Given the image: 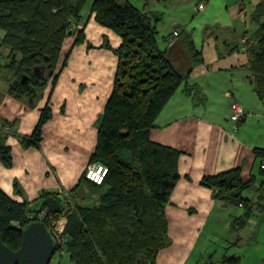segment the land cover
<instances>
[{"label": "crops", "instance_id": "crops-1", "mask_svg": "<svg viewBox=\"0 0 264 264\" xmlns=\"http://www.w3.org/2000/svg\"><path fill=\"white\" fill-rule=\"evenodd\" d=\"M259 9L264 10V0L144 4L143 11L162 18L159 45L186 76L149 134L153 142L181 152V177L166 205L171 244L161 250L157 264H251L255 252L262 254L256 264H264V160L255 153L264 148V97L255 90L242 45L243 37H252L264 22L256 17ZM86 12L81 23L86 41L65 39L55 86L49 82L35 96L10 93L13 73L5 62L8 51L1 48L0 30V123L12 157L10 167L0 161V189L31 209L41 208L43 193L72 191L82 179L97 145L96 121L112 92L118 59L101 46L106 39L117 48L121 38L99 25L90 8ZM175 29L179 36L168 42ZM188 41L202 53V62L194 61ZM234 102L246 113L237 123L230 119ZM47 104L52 116L41 139L24 145L22 138L32 135ZM236 168L245 181L254 179L242 194L248 201L243 206L215 198L203 184L206 177ZM231 256L235 258L228 261Z\"/></svg>", "mask_w": 264, "mask_h": 264}, {"label": "trees", "instance_id": "trees-1", "mask_svg": "<svg viewBox=\"0 0 264 264\" xmlns=\"http://www.w3.org/2000/svg\"><path fill=\"white\" fill-rule=\"evenodd\" d=\"M89 1L90 16L114 31L121 44L114 48L106 40L101 46L112 50L118 59L112 92L96 121L98 139L91 158V163L108 168L106 177L97 184L84 173L69 191V198L88 181L101 193L100 206H69L62 193L45 192L41 208L31 209L28 202L16 201L0 189V237L17 250L22 230L34 222L29 214L47 210L43 222L50 229L65 212L66 242L55 243L54 255L68 252L74 264H157L161 250L171 244L166 205L181 177V152L153 142L149 134L161 110L186 80L159 45L162 18L128 0H0L2 41L11 48L9 91L21 98L35 96L49 82L55 86L65 39L74 36L75 44L86 41L81 23ZM256 17H264V10L259 9ZM250 39L246 45L249 68L255 75V90L263 98L264 22ZM187 48L195 62L203 61L192 41L187 42ZM194 99L198 102V95ZM51 116L47 104L32 135L22 138L24 145L39 142L43 125ZM10 152L0 128V161L7 167L12 165ZM255 153L264 160V148H256ZM203 184L213 190L215 198L240 206L248 202L242 194L253 186L254 179L245 181L241 169L236 168L206 177Z\"/></svg>", "mask_w": 264, "mask_h": 264}, {"label": "water", "instance_id": "water-1", "mask_svg": "<svg viewBox=\"0 0 264 264\" xmlns=\"http://www.w3.org/2000/svg\"><path fill=\"white\" fill-rule=\"evenodd\" d=\"M37 70L36 67L35 73ZM55 251L53 237L42 221L31 222L22 230V242L17 250L7 246L0 237V264H49Z\"/></svg>", "mask_w": 264, "mask_h": 264}, {"label": "built area", "instance_id": "built-area-1", "mask_svg": "<svg viewBox=\"0 0 264 264\" xmlns=\"http://www.w3.org/2000/svg\"><path fill=\"white\" fill-rule=\"evenodd\" d=\"M205 6V2H201L199 4V9H203ZM179 36V31L176 30L174 31L173 36L170 38L169 42H173L177 37ZM250 37L245 36L242 39V45H243V49L246 50V45L250 41ZM246 116L245 111L239 106L238 103L234 102L231 105V115H230V119L234 122H239L243 119V117ZM0 128H2V124L0 123ZM108 168L100 163H91L87 166L86 170H85V176L88 180L97 183V184H101L107 174ZM62 196L65 198V200L69 201V192H63ZM240 206H243V204H240ZM48 214L47 210H40L38 212L35 213H31L28 215V218L30 220H34V221H44L46 216ZM65 222H66V217H65V212H63V215L53 221L51 223V227L49 229L54 243L58 244V245H63L66 242V237L64 234L65 231Z\"/></svg>", "mask_w": 264, "mask_h": 264}, {"label": "rangeland", "instance_id": "rangeland-1", "mask_svg": "<svg viewBox=\"0 0 264 264\" xmlns=\"http://www.w3.org/2000/svg\"><path fill=\"white\" fill-rule=\"evenodd\" d=\"M128 1L131 2L133 5H135L137 8H139L141 10H143L144 4L146 2V0H128ZM89 8H90V1L87 3V5L85 6V8L83 10V14L85 17L84 22L86 21V19L88 17V12H86V11ZM4 35H5V32H4ZM160 39H161V36H160ZM2 40H3V38H2ZM105 41H106V39L103 40L104 43H105ZM4 44H3V41H1V48L8 51V54L6 55V58H5V62L8 65L9 63H11V58H10L11 48L9 46H7L6 44L5 45ZM18 58H20V54H18ZM64 192H66V191H64ZM100 195H101V193L98 191V188L95 185H93L92 183L86 181L82 185L80 190H78L74 194H71V197H70V200L68 203H69V206H73V207L79 206V205L90 206V207L96 206L97 207V206H100ZM66 227H67V219L65 222V229H66ZM261 256H262L261 253L255 252L253 254L251 264H256V262L260 263L261 262L260 259L262 258ZM50 264H74V263H72L70 261L68 252H64L62 255H60V252H58L54 255Z\"/></svg>", "mask_w": 264, "mask_h": 264}]
</instances>
